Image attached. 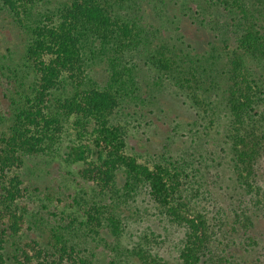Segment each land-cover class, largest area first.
Here are the masks:
<instances>
[{
    "label": "trees",
    "instance_id": "16d2710c",
    "mask_svg": "<svg viewBox=\"0 0 264 264\" xmlns=\"http://www.w3.org/2000/svg\"><path fill=\"white\" fill-rule=\"evenodd\" d=\"M204 1L230 20L225 27L234 28L232 36L224 38L220 33L212 42L213 51L221 48L226 52L218 54L217 60L214 54L202 61L189 53L169 59L166 44L153 57L160 70L177 71L178 75L172 76L175 83L188 90L189 98L203 111L197 112L195 125L199 127L189 129L190 152L166 150L148 164L129 152L126 129L114 122L116 111L131 95L129 81L124 78L131 72L116 74L104 87L96 83L87 87L81 75L89 44L101 40L104 47L113 44L122 51L139 47L145 31L142 25L117 14L109 0H68L57 11L48 12L46 21L33 19L37 0H0L2 10L16 24L32 31L23 64H13L11 49V57L0 54V264H94L73 243L77 222L83 230L96 234L106 226L115 236L122 234L117 214L106 215L109 205L93 201L82 214L70 217L68 224L53 229L47 246L20 241L30 163L41 156L60 155L73 119L81 137L90 135L89 143L82 139L67 152L68 162L83 164L78 175L85 183L126 201L148 196L159 217L183 229L179 264H241L225 248L216 251L212 234L215 227L221 231L228 223L221 203L228 196L238 202L237 207L230 202L228 211L242 227L255 225L258 212L254 209L264 208V180L258 172L264 156V0ZM162 2L165 9L171 3ZM179 2L184 16L191 2L198 3ZM204 9L198 10L203 18ZM27 20L31 24H26ZM220 23L215 19V26ZM224 57L227 63L221 74L227 79L225 89L224 77L213 75ZM31 76L32 82L27 83L25 79L31 80ZM205 83L211 85L206 92L223 89L220 104L217 99L222 93L211 99L196 89ZM70 84L74 91L65 93ZM131 85L135 87V82ZM205 145L208 148L203 150ZM80 198L84 199L77 194L75 201ZM110 206L117 207L114 203ZM10 243L16 246L14 252L8 249ZM139 249L137 255L144 264H162L159 255Z\"/></svg>",
    "mask_w": 264,
    "mask_h": 264
},
{
    "label": "rangeland",
    "instance_id": "374dc122",
    "mask_svg": "<svg viewBox=\"0 0 264 264\" xmlns=\"http://www.w3.org/2000/svg\"><path fill=\"white\" fill-rule=\"evenodd\" d=\"M67 1L37 0L32 10L33 19L46 21L48 12L57 11ZM170 1V6L165 9L162 0H129L123 4L117 0H109L110 6L117 14L142 25L145 29L141 33L142 41L139 47H131L124 51L113 44L104 47L101 40L89 44L85 49V67L81 73L87 87L89 83L104 87L112 82L116 74L131 72L129 77L124 76L129 81L131 95L116 111L114 122L120 123L126 129L129 152L136 154L140 161L148 164L157 161L159 154L166 150L173 154L183 150L190 152L188 146L192 133L189 129L199 127L195 125L197 112L203 111L189 98V91L175 83L172 76L178 75L177 71L172 73L160 70L153 57L158 55L163 49L161 46L166 44L169 47L166 51L169 59H172L174 54L189 53L192 58L202 61H206L214 54L217 60L221 53L226 52L221 48L219 51H213L212 42L217 40L220 33L224 38L231 37L234 29L232 27H229L230 30L227 29L225 26L230 20L226 19L224 13L217 7H209L204 0H197L198 3L191 2L189 7L184 9L185 16L182 13L181 2ZM202 6L206 11L204 18L198 12ZM215 19L221 21L219 26H215ZM26 24H31V21L27 20ZM31 37L32 31L24 25L16 24L12 16L0 6V54L8 56L10 54L8 50L11 49L12 56L15 55L13 64H23L25 61L23 55ZM226 60L224 57L219 61L213 73L220 78L224 77L223 89L226 88L227 79L221 73L224 72L222 67L227 63ZM32 79L31 76V80L29 78L25 80L31 83ZM132 81L135 82V87L131 85ZM200 86V89L198 87L196 89L205 98L212 99L223 91L210 89L206 92L211 85L205 83ZM73 88L74 84L68 85L65 93H72ZM222 96L223 93L220 94V99H217L218 104L224 100ZM6 102L9 104L8 99ZM74 122L75 119L68 125L64 134L59 156L55 158L41 156L30 163L26 177V186H30V190L25 193L26 197L22 201V206L25 207V225L19 235L20 241L25 244L38 241L41 245L47 246L52 238L53 229L68 224L70 217L82 214L89 208L88 202L99 201V205L103 203L109 205L106 208V215L108 212H115L121 219L122 234L115 236L107 226L96 234L87 229L83 230L77 222L78 235L73 238V243L81 251V255L89 256L94 264H144L137 255L141 252L139 248L142 247L148 255L151 253L162 257L166 264H179L178 255L182 245L181 238L184 235L183 229L170 225L159 217L148 196L142 195L126 201L123 196L119 198L115 194L113 197L110 192L102 193L79 177L78 170L83 165L81 162L67 161L70 146L77 145L82 139L85 143L90 141L89 134L85 137L80 136ZM206 147L208 148L205 145L202 149L205 150ZM258 172L264 180V156ZM77 194L84 199H77L76 202ZM230 202L238 206V202L232 201L229 196L221 202L228 213V220L225 219L228 223L221 231L215 227V234L212 235L216 251L220 252L225 248L228 253L235 255L241 264H264V208L259 206L258 209H254L258 212L257 222L246 228L235 221V215L231 210L228 211ZM113 203L117 207L110 206ZM212 215L213 213L209 218ZM9 245V251L14 252L16 246L11 243ZM163 262L162 264H165Z\"/></svg>",
    "mask_w": 264,
    "mask_h": 264
}]
</instances>
